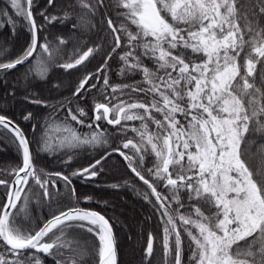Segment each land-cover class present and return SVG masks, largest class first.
Returning <instances> with one entry per match:
<instances>
[{"label": "snow or ice", "instance_id": "6c2138e0", "mask_svg": "<svg viewBox=\"0 0 264 264\" xmlns=\"http://www.w3.org/2000/svg\"><path fill=\"white\" fill-rule=\"evenodd\" d=\"M56 24L66 30L53 36ZM4 29L0 143L11 141L18 163L0 168V264H118L114 225L80 206L73 182L95 181L113 154L160 219L143 264L157 259V241L162 264H264V0H5ZM117 58L118 75L141 79L114 83ZM51 69L78 74L54 103L32 91ZM93 92L106 102L90 115L82 104ZM18 98L51 109L20 113L30 132L9 115ZM85 118L82 134L72 122ZM86 146L103 151L73 168ZM58 151L69 171L38 166ZM34 197L55 206L42 221Z\"/></svg>", "mask_w": 264, "mask_h": 264}, {"label": "trees", "instance_id": "16d2710c", "mask_svg": "<svg viewBox=\"0 0 264 264\" xmlns=\"http://www.w3.org/2000/svg\"><path fill=\"white\" fill-rule=\"evenodd\" d=\"M35 3L42 6L44 0H35ZM3 7H5V0H0V8ZM65 30L66 29L59 24H56L50 29L53 36L58 35ZM27 35L28 34L25 31L20 30L18 41L23 43ZM8 36V29H4L0 32V39ZM111 63L112 69L110 79L114 83L123 82L132 84L141 79L140 75L133 76L130 79L118 75L120 67L118 58ZM49 76L51 81L50 83H40L38 87L32 89V91L45 98H54L50 101L51 103L71 96L68 85L71 81L77 79L78 74L75 70H73L72 75H69L62 69H51L49 71ZM8 80L11 85L12 77H8ZM54 85H56V87H53ZM0 94H2V92H0ZM94 101L106 102L103 95L93 92L92 95L89 96L87 104H82V106L89 111L90 115ZM25 110L41 114L50 111L51 109L46 110L37 105L27 104L22 102L21 98H18L15 105L11 108L9 115H12L19 120L25 130L30 132L29 126L25 124L20 117V113ZM64 115L65 113L63 110H61L58 114L60 118ZM87 123H89L87 118H85L84 126L76 125L75 122H72L73 126L76 127L82 134H86L90 131L87 127ZM128 123L139 126L138 121ZM108 127L111 131V126ZM152 127L154 129V126ZM133 135L135 134L131 132L129 133V136ZM113 138L115 139V134L113 135ZM115 144L119 145L120 140L115 139ZM33 147L35 148V145H33ZM108 150H111V146H109ZM102 151L103 148L94 146H86V148L76 150L77 154L74 156L72 167L76 168L80 165H87L90 159L95 157L98 152ZM61 158L66 159L67 156H62L59 151L53 155L43 154L37 160V164L40 168H44L46 171H69L68 168L60 163ZM153 160L154 158L146 159V167H151ZM16 163H18V154L16 153L11 141L9 140L6 143H0V168H8ZM253 163H260L259 155H257ZM125 181H127L128 184H125ZM73 182L77 193L81 196L80 206L102 213L114 225L118 264H143V249L146 247L148 233L150 231L156 234L160 233L159 216L155 213L152 205L146 203L142 196L146 186H142V182H139L127 170L126 165L122 162V159L116 154H113L111 159L108 160L104 173L95 181L88 182L80 178H73ZM112 184H119L120 187L113 189L111 187ZM128 185H134V187H129ZM60 190L62 192L67 191L63 182H61ZM2 191L3 189L0 188V192ZM138 191L140 194H138ZM85 195L91 196L92 200L90 202H85L83 199ZM33 207L34 217L39 221L48 218L50 213L55 210V206L50 208L47 206V203L43 205L37 204L35 197L33 198ZM162 259V246L160 241H157V259L153 260V264H162ZM48 264H52L51 260L48 261Z\"/></svg>", "mask_w": 264, "mask_h": 264}, {"label": "water", "instance_id": "95a60500", "mask_svg": "<svg viewBox=\"0 0 264 264\" xmlns=\"http://www.w3.org/2000/svg\"><path fill=\"white\" fill-rule=\"evenodd\" d=\"M111 151V150H110ZM122 159V158H121ZM117 260H118V253H117Z\"/></svg>", "mask_w": 264, "mask_h": 264}]
</instances>
